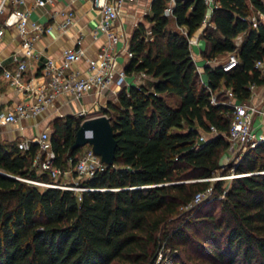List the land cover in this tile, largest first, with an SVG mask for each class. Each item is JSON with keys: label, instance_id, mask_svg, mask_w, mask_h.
Here are the masks:
<instances>
[{"label": "trees", "instance_id": "1", "mask_svg": "<svg viewBox=\"0 0 264 264\" xmlns=\"http://www.w3.org/2000/svg\"><path fill=\"white\" fill-rule=\"evenodd\" d=\"M217 1L213 25L202 34L204 83L179 28L194 33L203 1L177 0L170 17L163 13L166 0H151L146 21L130 33L132 56L124 66L149 81L121 87L102 109L115 133L114 160L82 181L91 189L80 199L71 189L26 180L53 181L32 164L36 142L22 150L16 140H0V264H153L161 246L173 251L167 264L193 258L264 264V141L243 152L228 188L222 179L210 181L229 147L228 100L247 102L251 85H264L255 66L264 58V0ZM258 12L263 19L254 26L251 15ZM240 33L237 64L229 70L223 62L211 64L235 49ZM83 118L66 114L51 121L53 163L63 169L80 154L70 146ZM202 133L207 136L200 141ZM211 183L215 197L191 206V219L173 225L179 208ZM185 246L194 253L183 252Z\"/></svg>", "mask_w": 264, "mask_h": 264}, {"label": "built area", "instance_id": "2", "mask_svg": "<svg viewBox=\"0 0 264 264\" xmlns=\"http://www.w3.org/2000/svg\"><path fill=\"white\" fill-rule=\"evenodd\" d=\"M54 0H34L35 6H44L46 3H52ZM99 12V18L94 28V34H104L106 41L93 57H84L87 73L81 74L78 69H73L72 64L78 59L83 58V49L81 48L80 37L76 39V46L65 48L62 51L59 62L52 58H47L41 65V75L47 79L37 88L28 87L24 74L27 70V58L33 55L35 41L46 32H49L51 26L29 19V10L22 6L24 0H0V39L6 31L13 29L20 37L19 48L11 53L10 66L0 64V78L5 79L14 86L19 92L25 93L29 90L27 100L4 101L0 103V133L6 125L19 124L24 118L35 116L49 106H53L62 95H70L72 98L79 99L83 94L94 92L101 93L108 85L121 87L125 85L127 73L123 68L117 67L116 56L118 51L115 49L119 41L128 45V38L115 29V22L118 19L124 0H90ZM177 0H166L163 7V13L173 17V8ZM205 5V12L200 26L188 36L185 26L179 27L186 36L192 58L195 53L193 47L199 46V41L203 34V29L207 25H213L211 14L217 6V0H202ZM63 21L61 28L64 30L73 20L72 10L61 12ZM144 14H147L146 12ZM258 17L263 19L262 13L251 15V21L254 26L257 25ZM144 21V20H142ZM139 22V21H138ZM137 22V23H138ZM136 23V24H137ZM243 33L234 38L235 49L230 51L227 59L223 62L224 70L234 67L237 62L235 54L236 49L242 41ZM126 56L130 58L132 52L127 47ZM255 66L264 73V58L257 60ZM144 76L145 74L141 72ZM204 83L206 81L202 80ZM251 85V90L254 88ZM226 94L231 98L232 92L226 90ZM212 102L215 97L212 96ZM232 107L231 126L227 135L229 148L238 149L243 152L264 141V109L255 104L240 102L234 99L228 100ZM105 114V113H104ZM255 115H261L262 123H255ZM87 117V116H86ZM209 134L214 133V127H210ZM204 133L200 134L199 140L205 139ZM30 142H36L39 151L34 156L32 164L38 171H46L53 181L46 182L36 179H26L36 185L54 186L73 190L78 199L81 191L91 189L82 183L83 180L92 177L96 172L105 168L106 164L100 157L93 154L91 146H88L80 153L71 166V169H63L53 163L55 151L52 149L50 132L41 131L36 136L16 139L18 148L25 150ZM68 172H73V181H63L62 177ZM203 192H197L191 202L186 207L193 206L202 198Z\"/></svg>", "mask_w": 264, "mask_h": 264}, {"label": "crops", "instance_id": "3", "mask_svg": "<svg viewBox=\"0 0 264 264\" xmlns=\"http://www.w3.org/2000/svg\"><path fill=\"white\" fill-rule=\"evenodd\" d=\"M34 0H24L22 6L29 10V19L43 24H49V32L43 33L34 43L33 55L27 58V70L24 74L28 87L37 88L44 80L41 75V65L47 58H52L59 62L62 51L65 48L76 46V39L80 37L81 48L83 49V58L78 59L72 64L73 69H78L81 74L87 73L84 57H93L104 44L106 38L104 34H94V28L99 18V12L90 0H54L52 3H46L44 6H35ZM151 0H124L120 15L115 22V29L129 38L130 33L136 23L144 20L145 12L150 14ZM72 10L73 20L64 30L61 28L63 15L61 12ZM20 37L16 31L9 29L0 39V64L10 66L11 53L19 48ZM200 44V41H199ZM128 47L123 41H119L115 49L118 51L116 56L117 67L123 68L129 58L126 56L125 49ZM200 47V46H199ZM200 49V48H199ZM200 57V55H198ZM194 56L195 63L198 61ZM202 72V68L199 69ZM202 80L206 81V75ZM149 79L147 75L141 72L127 73L126 84L139 85L146 83ZM121 86V87H123ZM121 87L108 85L101 93L89 92L83 94L79 99L72 98L70 95H62L53 106H49L39 114L24 118L19 124L6 125L0 133V140H16L24 137L38 135L41 131L51 132V121L57 116L66 114L94 116L102 114V109L106 107L108 101H115L117 92ZM256 87V89H255ZM251 90V97L248 103L255 104L264 109V86H255ZM29 90L25 93L19 92L8 81L0 78V103L4 101L27 100ZM89 113V115H88ZM261 115H255V123L261 125ZM67 169H71L67 167ZM72 172H68L62 177V180L70 178Z\"/></svg>", "mask_w": 264, "mask_h": 264}, {"label": "rangeland", "instance_id": "4", "mask_svg": "<svg viewBox=\"0 0 264 264\" xmlns=\"http://www.w3.org/2000/svg\"><path fill=\"white\" fill-rule=\"evenodd\" d=\"M144 21H146L144 19ZM147 24V23H146ZM170 25L172 27H175V24L173 23V21H170ZM176 28V27H175ZM200 46V47H199ZM199 46H195L193 47L194 53H195V59H197L198 55H200V50H202L205 47V40L204 38L200 39V44ZM200 48V49H199ZM229 52L227 53H223L222 55H219L216 57V59H214L213 61H211V64H215L218 62H225L227 59ZM206 62L205 59H203L201 56L198 57V61L196 62V68L197 71L199 72L200 75V79L202 80V78L204 77L203 73L199 70L203 67V64ZM149 79H146V82H148ZM264 86V85H261ZM256 89V87H255ZM254 91V88H253ZM252 92V91H251ZM226 93V90H225ZM248 103V102H247ZM251 104V103H250ZM107 106V105H106ZM102 112V111H100ZM89 115V113H88ZM84 117H86L87 115H83ZM205 136H207V134H204ZM88 146H90L89 144H85L83 146L80 147V153H82ZM244 152V151H243ZM243 152H238V149H233V148H227L220 157V166L218 168V172H216L213 176L210 177V181L213 182L217 179H222L223 180V185L225 186V188H228L231 182V179L233 176H236L237 173H235L234 171V165L235 163L239 160V158L242 156ZM73 176L74 173L72 172V176L68 179H64L63 181H73ZM40 188H43L44 186L42 185H38ZM214 191L212 190V183L208 186V188H206L202 194V198L199 202H197L196 204L200 203V202H207L212 200L215 196H214ZM195 204V205H196ZM192 208H194V205L192 206ZM193 212L191 209V206L186 207H180L178 210V213L175 215L176 217V221L173 223L174 224H181L183 223L185 220L187 219H191ZM183 252L185 253H189V251L193 252L190 248L188 250V247H182ZM172 249L170 247H166V246H161L157 252H156V259L154 260L153 264H167L166 261H171L172 259L171 254H172ZM194 253V252H193ZM192 263L191 264H210V262H208L207 260H200L198 258H193L192 259ZM111 264H118L117 262H112Z\"/></svg>", "mask_w": 264, "mask_h": 264}, {"label": "water", "instance_id": "5", "mask_svg": "<svg viewBox=\"0 0 264 264\" xmlns=\"http://www.w3.org/2000/svg\"><path fill=\"white\" fill-rule=\"evenodd\" d=\"M85 144L91 146L93 154L100 157L106 165L113 164L116 139L110 118L102 113L84 117L76 129L71 150Z\"/></svg>", "mask_w": 264, "mask_h": 264}]
</instances>
